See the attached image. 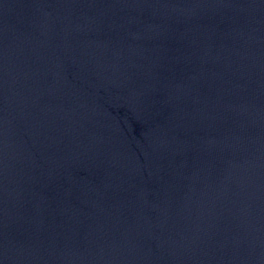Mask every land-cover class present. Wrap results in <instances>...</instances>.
<instances>
[{
  "label": "water",
  "instance_id": "water-1",
  "mask_svg": "<svg viewBox=\"0 0 264 264\" xmlns=\"http://www.w3.org/2000/svg\"><path fill=\"white\" fill-rule=\"evenodd\" d=\"M0 264H264V0H0Z\"/></svg>",
  "mask_w": 264,
  "mask_h": 264
}]
</instances>
